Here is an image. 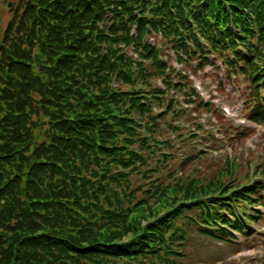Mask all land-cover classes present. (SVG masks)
<instances>
[{"label":"trees","instance_id":"1","mask_svg":"<svg viewBox=\"0 0 264 264\" xmlns=\"http://www.w3.org/2000/svg\"><path fill=\"white\" fill-rule=\"evenodd\" d=\"M21 2L0 42V264H178L189 233L251 239L264 183L237 179L227 153L196 184L156 178L158 213L131 179L172 149L163 134L191 146L183 163L209 155L175 124L210 134L177 98L224 120L173 60L241 76L245 118L264 129V0Z\"/></svg>","mask_w":264,"mask_h":264},{"label":"rangeland","instance_id":"2","mask_svg":"<svg viewBox=\"0 0 264 264\" xmlns=\"http://www.w3.org/2000/svg\"><path fill=\"white\" fill-rule=\"evenodd\" d=\"M21 0H0V42L2 39V33L9 22L15 7L21 4ZM171 56V51L168 52ZM215 66L220 67V60H213ZM172 64L177 70L181 68L183 73L187 76L194 72L196 74V85H200L205 96L215 97L214 106L219 108L218 111L224 118L222 121L219 118V114L208 115L204 111L196 115L193 111V105L184 104L182 98H177L182 108L185 110L186 115H191L198 119V121L210 131V134L196 133V131L189 125L186 118H180L175 122L177 126L184 129V138L188 142V138L194 137L190 142L196 150L205 151L209 155L201 157L196 162H184L190 155L189 148L191 146L180 147L176 140L175 134H163L161 135L162 140L169 138L173 142L171 150L160 149V152H156L154 158H150L148 161V174L136 175L132 177L131 181L134 185L138 184L140 188L144 190L136 191L134 194L135 199L144 201L146 200L150 207H154L152 210L156 213L158 210V202L156 199L149 200L147 197V190L155 182L156 178L160 179L163 183L169 181L171 173H177L183 178H191V185L196 184L195 180L197 170H207L210 174H213L215 170L221 171L225 167L226 162L224 161V155L227 153L231 158H236L235 165L237 166L236 178H248L246 181L251 182L252 180L264 183V129L255 126L254 123L250 122L245 118L247 109L242 107V103H248L249 106V95L248 89L246 90L242 77L238 76V79L233 80L232 77L225 76L224 70L212 69L209 65L200 69L196 64L193 70L189 68L181 67L176 65L174 60ZM217 80L222 83V86H217ZM160 85V81H157ZM264 94V90H260ZM244 103V104H245ZM226 105L229 107L232 118L226 117L222 113V107ZM177 129V128H176ZM179 130V129H178ZM174 132V131H173ZM193 133V134H191ZM178 138V137H177ZM199 142V143H198ZM209 146V148H208ZM193 148V147H192ZM160 153H165L168 158L164 163L158 164L156 158L160 160ZM221 155V157L219 156ZM176 157V158H175ZM146 159V158H145ZM231 160V159H230ZM228 160V161H230ZM182 162V163H181ZM182 164L179 169V165ZM212 165V166H210ZM215 165L216 167H214ZM195 168L196 170H192ZM208 168V169H205ZM143 170L144 168H140ZM246 170V171H245ZM249 175H248V173ZM245 174L247 176L245 177ZM249 176V177H248ZM195 180V181H194ZM158 181V180H157ZM245 181V182H246ZM147 205L141 208L146 209ZM258 215L262 216L256 224H251V231L255 233L251 239H245L238 235L236 236L237 245L227 246L226 244L220 243L219 241H213L210 239L200 236L195 233H189L180 248L178 253L181 257L177 260L178 264H264V208L259 207L257 209Z\"/></svg>","mask_w":264,"mask_h":264}]
</instances>
